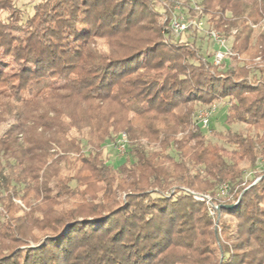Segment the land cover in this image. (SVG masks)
Returning <instances> with one entry per match:
<instances>
[{"label": "trees", "instance_id": "obj_1", "mask_svg": "<svg viewBox=\"0 0 264 264\" xmlns=\"http://www.w3.org/2000/svg\"><path fill=\"white\" fill-rule=\"evenodd\" d=\"M15 1L0 0V123L14 120L0 135V264H264V175L244 179L264 157V68L224 75L216 46L175 35L152 0ZM200 5L209 27L236 30L237 53L264 59V0ZM220 99L226 134L193 122ZM122 131L128 156L111 164ZM194 191L237 219L223 239Z\"/></svg>", "mask_w": 264, "mask_h": 264}, {"label": "rangeland", "instance_id": "obj_2", "mask_svg": "<svg viewBox=\"0 0 264 264\" xmlns=\"http://www.w3.org/2000/svg\"><path fill=\"white\" fill-rule=\"evenodd\" d=\"M36 1L38 2L39 0H16L15 4H18L19 8L22 9L25 13H31L32 12V6ZM174 4H175V2H173V4H167L166 5L165 0H152L151 1V8L153 9V11L155 13H157V15H158L157 19L161 22L163 19H165L166 14H167L166 12L169 13L173 10ZM199 38L200 39L198 40V42L199 43L202 42L204 47H206L205 49H207V48L212 49L213 48L214 42L205 32H200ZM250 59H251L250 57L248 58V57L242 56L241 60L236 59V58L232 59V60H228L222 67L219 68L218 71H222L224 73V75H226L227 70H229L230 68H235V66H237V64L243 65L245 63L248 64L247 68H250V67L264 68V59H262V61L257 60V57L252 59V60H250ZM238 61H239V63H238ZM217 73H219V72H217ZM227 100L228 99H225V100L220 99V100L214 102L215 104H217V110L214 112V114L211 118V125H210V128L212 127L213 129L218 130L224 134H226L227 130H228V126L226 123L227 106L225 105ZM206 106L207 105H205L203 107H206ZM13 122H14V120L11 118L10 120H8L5 123H0V135L9 126V124H12ZM193 122L197 123L195 120V117H194ZM248 128H249V125H247L244 122H238V123L232 124V126H231V129L233 131L240 132L243 134L248 133L247 132ZM208 131L206 132V138L208 140H210L214 143H217L219 145L228 147L225 140L221 139L218 136H214V134H212ZM120 134H121V132L113 133L112 140L109 141L105 147L107 154L109 153V158H110L109 163H111V164L119 163L128 156V154L126 153L125 150L118 149L114 144V142L116 141V139L118 138V136ZM245 170H246V173L244 175L245 183H247L248 180L251 181V183L245 184V186H246L245 189H248L254 183L258 182L262 178V175H264V157L262 159H260L255 164L254 167L250 166L249 164H246ZM174 190L175 189H172V193L174 192ZM184 190H186V189H184ZM220 195L221 196H227L226 186H223L220 189ZM194 196H195L196 200L204 201L209 206V212H210V215L212 216L213 222H214V231H215L216 235L219 236V238L223 239V237H224V234L222 233L223 222H226L227 224L235 225L237 222L236 221L237 219L231 214L221 212V208H222L223 204L218 205V204L214 203L212 198L213 197L215 198V196L213 194L208 193V192L198 193V192L194 191ZM240 198H241V196H240ZM223 200H225V199H222V201ZM230 201H231V203L226 205L230 209H235L240 202V200H238V201L234 200V195L227 197V202H230ZM215 206H216V208H215ZM221 221H223V222H221ZM233 232H235V231H233Z\"/></svg>", "mask_w": 264, "mask_h": 264}, {"label": "built area", "instance_id": "obj_3", "mask_svg": "<svg viewBox=\"0 0 264 264\" xmlns=\"http://www.w3.org/2000/svg\"><path fill=\"white\" fill-rule=\"evenodd\" d=\"M203 0H175L174 8L168 17L169 28L177 35L187 34L189 31L205 32L214 42L216 51L214 53L213 64L223 66L228 60L242 59L232 46L236 30L231 31V35L226 36L217 29L209 27L205 16L202 14L201 2ZM167 18V17H166ZM254 27L256 25H253ZM262 57L257 60L262 61ZM217 110V104H210L196 114L195 120L201 127L207 129L211 125V118ZM128 143L126 133H121L116 141L115 146L120 150H125ZM196 195V194H195ZM216 208V206H215Z\"/></svg>", "mask_w": 264, "mask_h": 264}]
</instances>
